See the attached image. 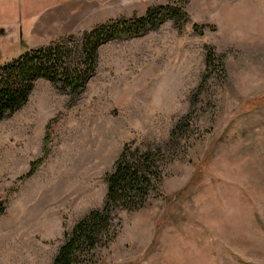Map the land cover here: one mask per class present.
<instances>
[{
    "label": "rangeland",
    "instance_id": "1",
    "mask_svg": "<svg viewBox=\"0 0 264 264\" xmlns=\"http://www.w3.org/2000/svg\"><path fill=\"white\" fill-rule=\"evenodd\" d=\"M168 3L178 22L101 41L80 88L36 77L2 115L0 264H51L125 146L155 151L158 177L91 264H264V0H0V60L60 43L84 71L85 31ZM206 45L222 70L201 80Z\"/></svg>",
    "mask_w": 264,
    "mask_h": 264
},
{
    "label": "trees",
    "instance_id": "2",
    "mask_svg": "<svg viewBox=\"0 0 264 264\" xmlns=\"http://www.w3.org/2000/svg\"><path fill=\"white\" fill-rule=\"evenodd\" d=\"M183 13L180 6L168 3L146 8L143 15L128 19L126 23H122L121 28H118L115 21L95 25L80 38L82 54L85 57L84 71L75 68L70 71L69 66L62 62V57H67L69 52L60 43L24 50L7 60H0V119L5 112L16 109L26 100L34 78L45 77L51 81H60L63 86L74 91L83 85L86 74L94 63L96 47L101 41L119 34L140 32L169 17L178 22ZM203 58L201 80L214 67L221 72L222 57L212 46H205ZM185 119L186 114L174 123L170 137L178 132ZM154 154L155 151L152 152L149 148L142 151L133 148L131 152L126 146L121 149L110 170L104 174L106 191L103 205L90 209L63 233V240L57 246L51 264H80L81 261L91 264L86 252H91L96 246L105 245L113 236L107 232L113 220V210L119 207L133 209L145 203L149 187L158 177ZM38 161L32 160L26 175L32 173Z\"/></svg>",
    "mask_w": 264,
    "mask_h": 264
}]
</instances>
